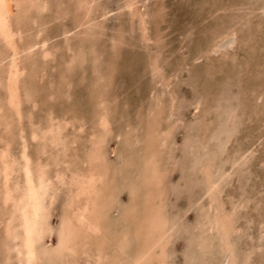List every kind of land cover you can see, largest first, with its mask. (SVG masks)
<instances>
[{"label": "rangeland", "instance_id": "374dc122", "mask_svg": "<svg viewBox=\"0 0 264 264\" xmlns=\"http://www.w3.org/2000/svg\"><path fill=\"white\" fill-rule=\"evenodd\" d=\"M133 3L138 6L127 8L123 0H94L89 6L91 17L83 18L76 0H47L45 11L30 9L28 15L36 17L35 22L20 17L22 41L34 40L33 35L41 29L37 38L49 36L51 42L45 47L52 51L43 57V47L37 45L18 54L23 68L19 116L6 104L7 61L0 62V150L7 146L14 162L12 182L21 186V145H25L32 165H42L49 177L46 203L50 234L44 236L42 248L56 243L61 217L67 210L70 181L76 172L93 169L101 175L100 183L96 182L101 189L98 201L104 202L96 213L101 230L79 241L76 264H132L142 242L137 230L145 226L146 214L156 204L161 221L171 229L162 225L166 239L162 241L163 252L156 256L163 258H152L149 264H264V0ZM76 23L80 27L73 28ZM65 27L69 31L64 35L61 31ZM0 50L4 51L1 41ZM98 113L108 114L107 125H101ZM51 121L59 127L58 133L43 134ZM34 130L38 133L35 138L31 136ZM96 145L100 146L97 158L92 156ZM151 153L158 156L154 155L158 159L154 157V165L160 161V168L147 163ZM151 166L158 175L159 169L164 172L159 175L162 180H156L157 171L153 176V169L146 170ZM57 172L63 176L57 177ZM145 178L150 180L145 182ZM141 195L145 199H139ZM236 205L240 212L234 209ZM229 209L239 214L230 216ZM6 210L0 200V219ZM216 217L224 220L225 233ZM2 227L0 220V242ZM222 233L227 234L225 240ZM98 248L104 250L101 263L95 261ZM2 255L0 246V259ZM40 264L56 263L41 258Z\"/></svg>", "mask_w": 264, "mask_h": 264}, {"label": "bare ground", "instance_id": "6f19581e", "mask_svg": "<svg viewBox=\"0 0 264 264\" xmlns=\"http://www.w3.org/2000/svg\"><path fill=\"white\" fill-rule=\"evenodd\" d=\"M69 1V0H68ZM94 0H76L77 2V5L79 8V10L82 11V14L79 13V15H82V17L86 18V17H91L90 16V9H89V6H92L91 3L93 2ZM124 1V6L127 7V8H130L133 4V0H123ZM67 2V0H66ZM71 2V1H70ZM137 2V1H136ZM135 2V3H136ZM49 3V2H48ZM69 3V2H68ZM108 3V2H107ZM120 3H122L120 1ZM119 4V6H121ZM140 3V2H139ZM253 3V1H252ZM55 4V3H54ZM61 4V3H59ZM116 4V3H115ZM123 4V3H122ZM148 4V3H147ZM259 4V3H258ZM50 5V4H49ZM56 5V4H55ZM64 5V4H63ZM99 5V4H97ZM102 5V4H101ZM105 5V4H104ZM107 5V4H106ZM263 5V4H261ZM15 6V8H14ZM46 6H47V0H0V41L3 43V47H4V51L3 50H0V62L2 60H6L7 63H6V68H5V75H4V85H5V88H6V104H8V106L11 108V110H13L14 114L16 113V115H20L19 113V108H20V101H21V97H20V92H19V87H20V79H19V76L21 75L22 73V67L20 66V60L18 59L19 56L18 54L20 53V51H30L31 49H33V47L39 45L41 46V48L43 47V51H42V56L43 57H47L51 54V51L48 47L46 48L45 46L47 45V43L51 42L49 41L48 42V38L49 36H42V38L39 40L38 38V35L40 33V30H38V32L33 35V38L35 37V39L33 40L32 38H30V41H22V37H21V33L22 31V26L20 25V22H19V18L22 17L23 19H25V22H35L36 20V17L33 18V17H29L28 13L30 12V9L34 7L36 9H43L44 8L46 9ZM69 6V5H68ZM94 6V4H93ZM113 7V5H111ZM115 6V5H114ZM117 6V5H116ZM121 7V8H124ZM138 6V5H136ZM264 6V5H263ZM53 7V6H52ZM66 7V6H65ZM77 7V8H78ZM97 9V6H95ZM145 7V6H144ZM51 8V7H50ZM70 8V7H69ZM84 8V9H83ZM143 8V7H142ZM220 8V7H219ZM73 9V8H72ZM114 9V8H112ZM118 9V8H117ZM226 9V8H224ZM257 9H259L257 7ZM64 10V9H63ZM78 10V11H79ZM147 10V9H146ZM42 11V10H41ZM53 11V9H52ZM55 11V10H54ZM66 11V10H65ZM73 11V10H72ZM135 11V10H134ZM133 11V12H134ZM150 11V9H149ZM60 12V11H59ZM68 12V11H67ZM99 12V11H98ZM138 12V10H137ZM145 12V11H144ZM42 13V12H41ZM45 13V12H44ZM48 14V12H46ZM53 13V12H52ZM63 14V12H61ZM66 13V12H65ZM78 13V12H77ZM108 13V12H107ZM263 13V12H262ZM261 13V15H263ZM35 14V13H34ZM33 14V15H34ZM56 14H57V11H56ZM96 14V13H95ZM103 14V12L101 13V15ZM132 14V13H131ZM97 15V14H96ZM100 14H98L99 16ZM107 15V14H105ZM139 15V14H138ZM146 15V14H145ZM258 15V14H257ZM37 16V15H36ZM39 16V14H38ZM37 16V17H38ZM52 16V15H51ZM78 16V14H77ZM93 16V15H92ZM108 16V15H107ZM136 16V15H135ZM142 16V15H141ZM144 16V15H143ZM248 16V15H247ZM252 16V15H251ZM42 17V16H41ZM44 17V16H43ZM53 17V16H52ZM80 17V16H79ZM77 17V18H79ZM260 17V16H259ZM39 18V17H38ZM76 18V17H75ZM74 18V19H75ZM97 18V17H96ZM105 18V16H104ZM145 18V17H143ZM48 19V17L46 18ZM50 19V18H49ZM73 19V20H74ZM103 19V17H102ZM138 19V18H137ZM140 19H142L140 17ZM139 19V20H140ZM258 19V18H257ZM263 19L260 18V20ZM45 20V19H44ZM76 20V19H75ZM79 19H77V21H79ZM101 18L97 21H100ZM38 21H40L38 19ZM43 21V20H42ZM85 21V19H84ZM143 21V20H141ZM76 22V21H75ZM92 22V21H91ZM139 22V21H138ZM42 23V22H41ZM48 23V22H47ZM46 23V24H47ZM87 23L88 20H87ZM254 23V22H252ZM62 24V23H61ZM78 24L80 23H76L73 25V28L75 26H77ZM83 24H85L83 22ZM142 24V23H141ZM141 26V29H143L144 27ZM146 24V23H145ZM257 24V23H256ZM254 23V25H256ZM24 25V24H23ZM36 25V23H35ZM44 25V24H43ZM66 25V24H65ZM81 25V24H80ZM87 25V24H86ZM96 25V23H95ZM138 25V24H137ZM45 26V25H44ZM90 26V24L88 25ZM87 26V27H88ZM248 26V25H247ZM30 27V25H29ZM60 27V25H59ZM64 27V26H63ZM78 27H80L78 25ZM251 27V26H250ZM250 27L248 26V28L250 29ZM45 28V27H44ZM71 28V29H73ZM86 28V27H85ZM91 28V26L89 27ZM98 28V27H96ZM253 28V26H252ZM34 29V28H33ZM43 29V28H42ZM60 29V28H58ZM77 29V28H76ZM75 29V30H76ZM84 29V28H83ZM145 29V28H144ZM143 29V30H144ZM232 29V28H231ZM254 29V28H253ZM74 30V29H73ZM79 30V29H78ZM89 30V29H88ZM93 30H94V26H93ZM69 30L66 29V27L61 31L62 34H66ZM81 31V30H79ZM146 31V30H145ZM251 31V30H250ZM254 31V30H253ZM42 32V31H41ZM84 32V31H83ZM90 32V31H89ZM88 32V33H89ZM142 32V31H141ZM30 33V32H29ZM44 33V32H43ZM58 33V32H57ZM56 33V35H57ZM77 33V32H76ZM87 33V34H88ZM94 33H95V30H94ZM98 33V32H97ZM252 33V32H251ZM28 34V33H26ZM72 36L73 33H71ZM85 34V32H84ZM219 34V33H218ZM217 34V35H218ZM31 35V33H30ZM42 35V34H41ZM46 35V34H45ZM63 35V36H64ZM70 35V33H69ZM141 36V34H139ZM146 35V33H145ZM220 35H222V33H220ZM40 36V35H39ZM38 37V38H37ZM70 38V37H69ZM73 39L75 37H72ZM78 38V37H77ZM94 38V37H93ZM17 39L21 40L20 43L17 42ZM57 38H55L56 40ZM62 39V38H61ZM85 39V38H84ZM25 40V38H24ZM54 40V41H55ZM63 40V39H62ZM65 40V39H64ZM68 40V39H67ZM93 40V39H92ZM97 40V39H96ZM53 41V39H52ZM22 42V43H21ZM58 42V41H57ZM208 42V40H207ZM216 43V41H215ZM51 44V43H50ZM54 44V43H53ZM52 44V46H53ZM76 44V43H75ZM95 44V43H94ZM209 44V43H208ZM212 44V43H211ZM77 45V44H76ZM51 46V45H50ZM51 46V47H52ZM61 46V45H60ZM210 46V45H209ZM208 46V47H209ZM214 46V44H213ZM211 46V48L213 47ZM82 47V46H81ZM207 47V45H206ZM54 48V47H53ZM56 48V47H55ZM40 49V48H38ZM210 49V48H209ZM207 49V50H209ZM41 50V49H40ZM68 50V49H67ZM27 51V52H28ZM63 51H65V49H63ZM69 51V50H68ZM32 52V51H31ZM208 52V51H207ZM102 53V51H101ZM100 53V54H101ZM56 54V53H54ZM53 54V55H54ZM38 55V54H37ZM57 55V54H56ZM152 56V55H151ZM150 56V57H151ZM86 57V56H85ZM67 58V56H66ZM70 58V57H69ZM153 58V57H152ZM43 59V58H42ZM51 61V59H50ZM84 61V60H83ZM44 62V61H43ZM62 62V61H61ZM158 62V61H157ZM73 63V62H72ZM1 64V63H0ZM68 64V63H67ZM152 64V63H151ZM2 65V64H1ZM158 66V65H157ZM161 66V65H160ZM4 67V66H3ZM43 68V67H42ZM160 69V67H159ZM2 70V69H0ZM152 70V68H151ZM64 71V70H63ZM110 71V70H109ZM159 71V70H158ZM57 72V71H56ZM66 73V72H65ZM63 73V74H65ZM155 73V71H154ZM33 74V72H32ZM152 74V73H151ZM66 75V74H65ZM30 76V75H29ZM153 76V75H152ZM44 77V76H43ZM42 77V78H43ZM262 78V77H261ZM55 81V80H54ZM68 83V82H67ZM48 84V83H47ZM263 84V83H262ZM63 85V84H62ZM93 85V84H92ZM156 85H158L156 83ZM264 86V85H263ZM262 87V86H261ZM66 88V87H65ZM95 88V87H94ZM71 91V90H70ZM100 91V90H99ZM101 92V91H100ZM70 93V92H69ZM104 93V92H103ZM108 93V92H107ZM250 93V92H249ZM71 95V94H70ZM262 94H260L261 96ZM106 96V95H105ZM248 100V99H247ZM259 100V99H258ZM250 101V100H249ZM258 103V102H257ZM263 103V101H262ZM29 105V104H28ZM250 105V103H249ZM35 106V105H34ZM40 106V105H39ZM253 106V105H252ZM69 108H72V107H69ZM0 110H1V104H0ZM66 110V109H65ZM68 111V110H67ZM103 111V110H102ZM29 112V111H28ZM27 112V113H28ZM66 112V111H65ZM72 112V111H70ZM69 112V113H70ZM105 112V111H104ZM254 112V111H253ZM72 114V113H71ZM99 114V113H98ZM210 114V113H209ZM4 115V114H3ZM76 115V114H74ZM105 115L107 116L108 114H105V113H100L99 114V120L101 121V125L105 124L107 121H106V117ZM1 116V114H0ZM66 116V115H65ZM73 116V114H72ZM115 116V115H114ZM249 116V114H248ZM59 117V116H58ZM250 117V116H249ZM248 117V118H249ZM257 117V116H256ZM255 117V118H256ZM74 118V117H73ZM207 118V117H206ZM251 118V117H250ZM19 120V119H17ZM96 120V119H95ZM250 120V119H249ZM76 121H79V120H76ZM89 121V120H88ZM259 121V120H258ZM81 122V121H80ZM98 122V120H97ZM207 122V121H206ZM249 122V121H248ZM63 123V122H62ZM72 123V122H71ZM84 123V121H83ZM90 123V122H89ZM109 123V122H108ZM106 123V125L108 124ZM251 123V122H250ZM249 123V124H250ZM5 124V123H4ZM31 124V123H30ZM59 124V123H58ZM66 124V122H65ZM63 125V124H62ZM68 125V124H67ZM86 125V124H85ZM30 126V125H29ZM71 126V125H70ZM98 126V125H97ZM104 126V125H103ZM109 126V125H108ZM19 127V126H18ZM64 127V126H63ZM72 127V126H71ZM84 127V126H83ZM110 127H112L110 125ZM263 127V126H262ZM260 127V128H262ZM32 128V127H31ZM61 128V127H60ZM65 128V127H64ZM86 128V127H85ZM89 128V127H88ZM109 128V127H107ZM160 128V127H159ZM1 129V128H0ZM87 129V128H86ZM101 129V128H100ZM95 130V129H94ZM102 130V129H101ZM113 130V129H112ZM4 131V130H3ZM22 131V130H21ZM59 131V127L58 126H54L53 122L51 121L48 125H47V128H45L43 130V134H47L48 135L50 134L51 136L54 135V134H57ZM63 131V129H62ZM84 131V130H83ZM96 131V130H95ZM104 131V129H103ZM102 131V132H103ZM108 131V130H107ZM259 131V130H257ZM6 132V131H5ZM42 132V131H41ZM97 132V131H96ZM95 133V132H94ZM8 134V133H7ZM37 132L34 130L32 133H31V136L33 138H35L37 136ZM78 134V133H77ZM93 134V132L91 133ZM94 136V135H93ZM88 137H92V136H88ZM23 138V137H22ZM44 138V136H43ZM82 138V137H81ZM85 138V137H84ZM89 138V139H90ZM105 138V137H104ZM1 139V138H0ZM30 139V138H29ZM56 139V138H55ZM86 139V138H85ZM93 139V138H92ZM91 139V140H92ZM95 139H96V136H95ZM109 139V138H108ZM257 139V138H256ZM39 140V139H38ZM41 140V138H40ZM39 140V141H40ZM60 140V139H58ZM3 141V140H2ZM21 141V139H20ZM32 141V139H31ZM42 141V140H41ZM49 141V140H48ZM57 141V140H56ZM94 141V139H93ZM101 141V140H100ZM104 141V140H103ZM259 141V140H258ZM46 142V141H45ZM55 142V141H54ZM89 142V141H87ZM102 142V141H101ZM105 142V141H104ZM50 143V142H49ZM47 143V144H49ZM92 143V141H91ZM94 143H97V142H94ZM103 143V142H102ZM6 145V144H5ZM8 145V144H7ZM104 145H106L104 143ZM103 145L104 149L105 146ZM255 145V144H254ZM22 146V149L19 148L21 151H20V159L22 160V163H21V186L17 185L18 183L17 182H12V177H11V174L12 172L14 171V162L12 160L9 159V153H8V147L6 146L5 148L1 149L0 150V175L2 177V184H1V187H0V200L1 202L3 203V206L5 208H7L8 210L5 211V213H3V216L0 220L2 222V236H1V242H0V246L3 250V255L1 257V264H40V260L41 258H47L49 260H53L56 264H76V257L74 256L75 253L77 252V247L79 245V241H83L84 238H86L87 236H89V234L91 233H94L96 231L99 232V230H101V227H100V221H99V216L100 215H97V211L99 209H101L103 206H104V202L101 201V203L98 201L99 200V194L101 192V189H98V187L96 186V182L97 180H99L100 178V173L98 171H95L93 169H89V170H85L86 172H76V177L73 178L70 182V185L68 188L69 189V195H68V199H67V210L64 212L63 216L61 217V221H60V224H59V227H58V230H57V237H56V243L51 247V248H42V242H43V239H44V236L46 234H50V228H49V221H48V207H47V203H46V196H47V192L49 190V177L47 176V174L44 172L43 168H42V165H39V167H34L31 163V159L29 157V155L27 154L26 152V149H25V145H21ZM89 146V145H88ZM102 146V145H101ZM76 147V146H75ZM93 147V146H92ZM100 147V146H99ZM98 145H96V148L95 149H92L93 152H92V156L97 158L99 153H98ZM67 149V148H66ZM102 149V151L104 150ZM19 152V151H18ZM107 152L105 151V154ZM32 154V153H31ZM158 154V153H157ZM155 154H149L148 158H147V163L150 165H153L155 164L154 163V157L157 156ZM68 157V156H67ZM160 157V156H159ZM156 158V157H155ZM158 158V156H157ZM156 158V159H157ZM12 159V158H11ZM92 159V158H90ZM95 160V159H94ZM109 160V159H108ZM158 160V159H157ZM156 160V161H157ZM49 161V160H48ZM89 161V160H88ZM155 161V162H156ZM109 162V161H108ZM55 163V162H54ZM84 163V162H83ZM102 163V162H101ZM160 161L158 162V166L160 165L159 164ZM261 163V162H259ZM263 164V163H261ZM152 165V166H153ZM157 165V164H156ZM264 165V164H263ZM52 166V165H51ZM92 166V165H91ZM148 167L146 168V170L148 169H153V167ZM158 166H155L154 167H158ZM259 166V164H258ZM261 169H263L261 166H259ZM102 168V167H101ZM113 168V165L112 167ZM160 168V166H159ZM57 169V168H56ZM65 169V168H64ZM155 169V168H154ZM154 169L151 171L152 175L153 176H156V171H157V175H158V170H156L154 172ZM157 169V168H156ZM114 169H112L113 171ZM164 171V170H163ZM159 172L164 174V172H161L160 169H159ZM58 173V172H57ZM151 173H147V174H151ZM159 173V175H160ZM156 176L157 179L156 180H159V179H163V177L161 176ZM54 176V175H53ZM63 175H60L59 173L57 174V177H60ZM155 177V178H156ZM159 177V179H158ZM147 178V177H146ZM145 178V182H148L149 180ZM151 180H153L152 178L153 177H150ZM161 179V180H162ZM68 180V179H67ZM147 180V181H146ZM155 179L153 180L156 181ZM145 182L143 185H145ZM151 182V183H153ZM158 182V181H156ZM98 183V182H97ZM100 183V182H99ZM98 183V184H99ZM20 184V183H19ZM64 184V183H63ZM150 184V182H149ZM209 184H212V183H209ZM69 184H67L68 186ZM104 185V184H103ZM160 185V183L158 184ZM206 185V184H205ZM213 185V184H212ZM100 186V185H99ZM208 186V185H206ZM154 187V186H153ZM151 187V188H153ZM215 188V185L212 186ZM253 187V186H252ZM146 188V187H145ZM150 188V187H149ZM205 188V187H204ZM211 188V186H210ZM232 188V187H231ZM261 188V187H260ZM207 189V188H205ZM100 190V191H99ZM157 190V188H156ZM213 190V189H212ZM211 190V191H212ZM216 190V189H214ZM258 190V189H257ZM60 191V190H59ZM150 191V189L148 190ZM207 191V190H206ZM50 192V191H49ZM103 192V191H102ZM154 193V197H156L157 194V191L155 192L152 191ZM167 192V191H166ZM219 192V191H218ZM222 192V191H221ZM206 192H204L205 194ZM259 193V192H258ZM145 194L147 195V193L145 192ZM257 194V193H256ZM264 194V193H263ZM101 195V194H100ZM132 195V194H131ZM159 195V194H158ZM157 195V197H158ZM218 195V194H216ZM227 195V194H226ZM259 195V194H258ZM256 195V196H258ZM261 195V194H260ZM219 196V195H218ZM254 197H256L255 195H253ZM99 197V198H98ZM116 197V196H115ZM156 197V198H157ZM210 197V196H209ZM221 197V196H220ZM218 197V198H220ZM133 197L129 198L130 200L132 199ZM140 198H144L142 197H139ZM155 198V200H156ZM223 198V197H222ZM221 198V199H222ZM226 198V197H224ZM229 198V197H228ZM230 198H232L230 196ZM145 199V198H144ZM211 200V198H208L207 200ZM235 199V198H233ZM244 199V198H243ZM251 199V198H250ZM248 199V201L250 200ZM105 200V199H104ZM149 200V198H148ZM159 200V199H158ZM157 200V201H158ZM257 200V199H256ZM133 201H134V198H133ZM161 201V200H160ZM222 201V200H221ZM220 201V202H221ZM224 201V200H223ZM222 201V202H223ZM234 201V200H233ZM232 201V202H233ZM245 201V200H244ZM244 201L243 202V206H244ZM146 202V201H144ZM221 202V203H222ZM231 202V203H232ZM240 201V204L242 203ZM258 202V201H257ZM50 203V202H49ZM132 203V202H130ZM157 203V202H156ZM206 203V202H205ZM247 203V202H246ZM254 203V202H253ZM252 203V204H253ZM259 203V202H258ZM150 204H153L150 203ZM209 204V203H208ZM224 204H226L224 202ZM237 204V203H236ZM250 204V202H249ZM260 204V203H259ZM50 205V204H49ZM157 205V206H156ZM154 205L153 204V207L156 206L158 207V204ZM205 205V204H204ZM203 205V206H204ZM247 205V204H246ZM239 206V205H238ZM254 206V205H252ZM142 207V206H141ZM146 207V206H145ZM156 207H154V209H151L152 212H148V214H146V224L144 227H141L139 228L137 231L138 233L141 235V246L137 249V252L135 254V256L133 257L131 263L132 264H149L150 261L154 260L155 257H157V260L160 258H158V256H156V253H158V255H160L161 253L159 252H163V247H162V241H163V238H165L164 234V230L163 228L165 227L164 225V221L162 222L161 220V216L159 217V214L158 212L156 211ZM219 207V206H218ZM233 207V206H232ZM231 207V208H232ZM241 207V206H239ZM246 207V206H245ZM251 207V206H250ZM259 207V206H258ZM237 208V205L236 207L234 208L236 210ZM242 208V207H241ZM142 209V208H141ZM221 209V208H219ZM233 209V211H235ZM240 209V208H237V210ZM251 209V208H250ZM259 209V208H258ZM114 210V209H113ZM213 210V209H212ZM226 210V209H225ZM230 210V209H229ZM210 210H208L209 212ZM214 211V210H213ZM220 211V210H219ZM222 211V210H221ZM231 211V214H229L230 216L232 215V209L230 210ZM239 211V210H238ZM238 211H235L238 212ZM259 211V210H258ZM127 212V211H126ZM125 212V213H126ZM129 212V211H128ZM240 212V211H239ZM238 212V214H239ZM257 212V211H256ZM261 212V211H260ZM233 213V214H235ZM115 214V213H114ZM128 214V213H127ZM213 214V213H212ZM219 214V212H218ZM220 214H223V213H220ZM219 214V215H220ZM236 214V215H238ZM216 215V214H215ZM214 216V215H213ZM222 216V218L225 217V215H220ZM219 216V217H220ZM230 216L229 219L231 218ZM209 217V216H208ZM211 217V216H210ZM209 217V218H210ZM217 218V219H222V218ZM234 217V216H232ZM259 217V215H258ZM127 218V217H126ZM167 218V217H166ZM134 219V218H133ZM136 219V218H135ZM207 218H205V221H206ZM212 219V218H211ZM225 219V218H224ZM228 219V221L230 222V220ZM128 220V219H127ZM132 220V219H131ZM140 220V219H139ZM129 221V220H128ZM168 221V220H167ZM205 221L203 220V222L205 223ZM216 221V220H214ZM221 221V220H220ZM219 221V222H220ZM233 220H231L230 223H233L232 222ZM130 222V221H129ZM162 222V223H161ZM169 222V221H168ZM200 222H202L200 220ZM217 222V221H216ZM221 228L223 230V232L225 233L226 232V224L223 221H221ZM229 222H228V225H229ZM254 223V222H253ZM262 223V222H260ZM118 225V224H117ZM162 225L164 226L162 228ZM201 225V224H200ZM236 225V224H235ZM130 226V225H129ZM174 226V225H172ZM219 226V225H218ZM234 226V225H233ZM167 227V225H166ZM165 227L166 230H168L167 228ZM175 227V226H174ZM201 227L203 228V226L201 225ZM215 227V226H214ZM263 227V226H262ZM170 228V226H169ZM261 228V227H260ZM171 229V228H170ZM169 229V230H170ZM208 229H209V225H208ZM211 229V228H210ZM262 229V228H261ZM260 229V230H261ZM103 230V228H102ZM168 230V231H169ZM232 228L229 230L231 232ZM259 230V231H260ZM119 231V230H118ZM167 231V233H168ZM228 231V230H227ZM258 231V232H259ZM120 232V231H119ZM133 232V231H132ZM229 232V233H230ZM233 232V231H232ZM264 232V231H263ZM262 232V233H263ZM117 233V232H116ZM114 233V234H116ZM228 233V232H227ZM131 234V233H130ZM223 234V233H222ZM221 234V235H222ZM264 234V233H263ZM109 235V234H108ZM169 235V234H168ZM227 235V234H225ZM223 234V238L224 240L227 238L224 237L225 236ZM229 235V234H228ZM260 235V234H259ZM117 236V235H116ZM119 236V235H118ZM126 236V235H125ZM136 236V234H135ZM261 236V235H260ZM262 239V237H260ZM111 238V236H110ZM166 239V238H165ZM250 239V238H249ZM258 239V237H257ZM114 240V239H113ZM120 240H123V237H121ZM220 240V239H219ZM229 240V239H228ZM251 240V239H250ZM250 240H248L250 242ZM260 240V239H259ZM103 241V240H101ZM115 241V240H114ZM169 241V240H168ZM223 241V240H222ZM252 241V240H251ZM91 242V241H90ZM89 242V243H90ZM104 242V241H103ZM102 242V243H103ZM227 242V240H226ZM247 242V241H246ZM245 242V244H246ZM258 242V241H257ZM229 242H227V245H228ZM232 243V242H231ZM231 243L229 244V246L231 245ZM166 244H168V242H166ZM165 244V245H166ZM89 245V244H88ZM116 245H120L116 242ZM233 245V244H232ZM249 245V243H248ZM247 245V246H248ZM251 245V243H250ZM106 246V245H105ZM116 246V247H117ZM245 246V245H244ZM242 246V247H244ZM110 247V246H108ZM223 247V246H222ZM231 247V246H230ZM234 247V246H233ZM246 247V246H245ZM251 247V246H250ZM259 247V246H258ZM91 248V247H90ZM226 248V246H225ZM118 249H120L118 247ZM122 249V247H121ZM120 249V250H121ZM159 249V250H157ZM234 249V248H233ZM245 249V248H244ZM249 249V248H248ZM247 249V250H248ZM260 249V248H259ZM94 250V249H93ZM92 250V251H93ZM98 252L96 254V259L95 261L97 263H101L99 261H101L100 259L103 258V252L104 251L102 248H98ZM191 250L192 247H191ZM255 250V249H254ZM253 250V251H254ZM167 251V250H166ZM169 251V250H168ZM229 252H231L232 250H227ZM243 251V250H242ZM108 252V251H107ZM228 252V253H229ZM82 253V251H81ZM84 253V252H83ZM86 253V252H85ZM91 253V252H90ZM165 253V252H164ZM252 253V252H251ZM88 254V253H87ZM92 254V253H91ZM106 254V253H104ZM122 254V253H120ZM119 254V255H120ZM167 255V253H165ZM220 254V253H219ZM218 254V255H219ZM230 254V253H229ZM246 254V253H244ZM84 255V254H83ZM228 255V254H227ZM241 255V254H240ZM122 256V255H121ZM125 256V255H124ZM225 256V255H224ZM235 256V255H233ZM241 256H245V255H241ZM250 256V254H249ZM248 256V257H249ZM116 257V255H115ZM114 257V259H116ZM168 257V256H167ZM220 257V256H219ZM218 257V258H219ZM120 258V257H119ZM118 258V259H119ZM161 258H163L161 256ZM160 258V260H161ZM235 258V257H234ZM239 258V257H238ZM237 257L235 258L236 259V262H237ZM243 258V257H242ZM16 259V262L14 263L13 261H15ZM120 260V259H119ZM167 260V258H166ZM220 261V259H218ZM225 260V259H224ZM240 261V258L238 259ZM243 260V259H242ZM244 260H246V258H244ZM90 261V260H89ZM114 261V260H113ZM121 261V260H120ZM124 261V260H123ZM164 261V260H163ZM196 261V260H195ZM194 261V262H195ZM247 261V260H246ZM250 261V260H249ZM109 262V261H108ZM122 262V261H121ZM130 262V261H129ZM154 262V261H153ZM152 262V263H153ZM156 262V261H155ZM162 264V261H158V263L156 262V264ZM200 263V259L198 261ZM235 262V263H236ZM107 263V262H106ZM166 263V262H165ZM197 263V262H196ZM237 263H240V262H237ZM236 263V264H237ZM244 263V262H243ZM108 264V263H107ZM115 264V263H114ZM128 264V263H127ZM130 264V263H129ZM168 264V263H167ZM202 264V263H201ZM241 264V263H240Z\"/></svg>", "mask_w": 264, "mask_h": 264}]
</instances>
